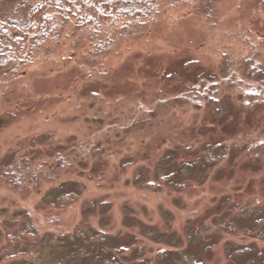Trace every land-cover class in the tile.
<instances>
[{
  "label": "rangeland",
  "instance_id": "374dc122",
  "mask_svg": "<svg viewBox=\"0 0 264 264\" xmlns=\"http://www.w3.org/2000/svg\"><path fill=\"white\" fill-rule=\"evenodd\" d=\"M38 1L0 0V12ZM190 1L179 8L166 1L140 37L100 54L86 30L69 25L52 51L0 75V164L33 162L24 180L0 173V213L26 209L40 231L56 235L79 224L107 228L120 234L115 245L129 263L140 247L152 263L157 249H167L181 264H264V157L258 167L226 160L202 182L179 176L181 164L212 138L229 140L236 132L264 139V102L238 112L229 100L239 92L228 83L251 86L245 57L264 66V0ZM209 76L219 87L217 114L213 107L159 106L180 82ZM154 111L156 130L132 127ZM164 151L161 168L173 174L174 187L157 178ZM66 180L84 184L81 197L67 207L43 204L46 189ZM97 198L108 202L107 213L82 211ZM241 247L252 252L231 258Z\"/></svg>",
  "mask_w": 264,
  "mask_h": 264
},
{
  "label": "trees",
  "instance_id": "16d2710c",
  "mask_svg": "<svg viewBox=\"0 0 264 264\" xmlns=\"http://www.w3.org/2000/svg\"><path fill=\"white\" fill-rule=\"evenodd\" d=\"M166 1L177 8L191 2L190 0H39L33 4L22 2L13 14L3 16L0 12V75L15 74L20 69L30 66L39 52L52 51L60 43V36L69 25L74 30L88 32L89 39L94 40V54L108 51L111 45L123 44L140 37L145 26L162 13ZM244 65V81L251 86L242 83L236 86L228 82L233 90L239 92L229 101L233 100L234 104L237 102L236 110L247 114V111L264 102L262 88L264 66L251 57L244 58ZM220 100L216 77L209 76L207 80L198 78L192 82H180L173 96L160 101L159 106L161 109L167 108L169 103L173 102L183 107L184 111L188 109L201 111L213 107L217 114L220 110ZM155 114V111L146 114L144 118L133 122L132 127L142 126L141 128L145 130H156L159 123L153 120ZM5 117L10 116L8 114ZM236 136L237 133L234 132L229 140L218 141L212 138L204 143L197 158L181 164L179 176L184 180L193 176H197L201 182L208 180L221 169L226 160L231 164L242 160L252 167H258L264 157V139L250 136L240 139ZM161 156L158 160L161 166L157 169V178L174 187L169 180L173 174L164 175V169L161 168L167 163L169 154L164 151ZM32 164L33 162L27 159H15L0 164V173L10 174L14 180H24V172L31 171ZM32 173L34 175L35 170H32ZM141 177L140 168H136L135 183H138L137 179ZM84 190L83 183L66 180L46 189L42 202L49 207L71 206L81 197ZM108 205V202L97 198L82 206V211L100 209L99 211L105 214L109 210ZM100 224L104 227L107 224L106 220L103 218ZM189 230L192 234V228ZM196 234L194 233L193 238ZM119 235L107 228L105 230L85 224H79L72 232L65 234L56 235L50 231L43 233L28 210L15 209L11 212L7 210L0 213V264H155V262L160 264L167 259H170L172 264H181L175 259V254L167 249H157L153 256L155 261L152 263L150 259L142 256L144 250L140 247L135 248L136 252L131 257L133 263H129L115 245ZM150 235L154 237V231ZM164 237L168 238L166 242L170 241L166 234ZM251 252L250 248L241 247L234 250L230 257L242 258Z\"/></svg>",
  "mask_w": 264,
  "mask_h": 264
}]
</instances>
